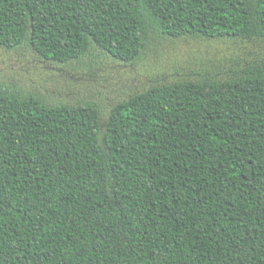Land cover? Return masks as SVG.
<instances>
[{
	"label": "trees",
	"instance_id": "16d2710c",
	"mask_svg": "<svg viewBox=\"0 0 264 264\" xmlns=\"http://www.w3.org/2000/svg\"><path fill=\"white\" fill-rule=\"evenodd\" d=\"M264 43V0H0V50L137 61ZM0 264H264V52L98 107L0 89Z\"/></svg>",
	"mask_w": 264,
	"mask_h": 264
},
{
	"label": "rangeland",
	"instance_id": "374dc122",
	"mask_svg": "<svg viewBox=\"0 0 264 264\" xmlns=\"http://www.w3.org/2000/svg\"><path fill=\"white\" fill-rule=\"evenodd\" d=\"M264 43L199 38H156L134 62L95 54L75 65L43 62L27 51L0 50V89L34 95L50 104L98 107L103 124L120 102L152 87L226 79Z\"/></svg>",
	"mask_w": 264,
	"mask_h": 264
}]
</instances>
